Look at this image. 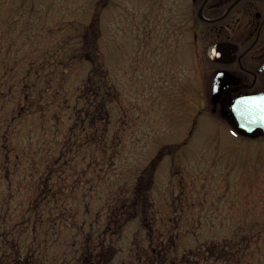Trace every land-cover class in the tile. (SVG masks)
Listing matches in <instances>:
<instances>
[{
    "label": "rangeland",
    "instance_id": "1",
    "mask_svg": "<svg viewBox=\"0 0 264 264\" xmlns=\"http://www.w3.org/2000/svg\"><path fill=\"white\" fill-rule=\"evenodd\" d=\"M98 2L0 0L1 88L37 94L13 123L0 234L35 227L47 234L50 259L104 242L112 264H150L159 250L188 263L201 248L224 259L200 264H264V140L242 139L213 116L212 65L179 49L176 9L110 0L100 10ZM95 68L109 96L105 122L92 130L76 122ZM39 177L49 189L37 200L42 211L28 209ZM142 196L147 206L134 217Z\"/></svg>",
    "mask_w": 264,
    "mask_h": 264
},
{
    "label": "flooded vegetation",
    "instance_id": "2",
    "mask_svg": "<svg viewBox=\"0 0 264 264\" xmlns=\"http://www.w3.org/2000/svg\"><path fill=\"white\" fill-rule=\"evenodd\" d=\"M109 1L99 0L100 10ZM158 5L176 9L174 37L181 52L193 53L197 60L204 53L212 65L206 82V103L213 116L221 115L242 139L264 140V135L254 139L241 136L226 116L238 101L252 105L264 99V0H158ZM189 23L188 39L182 40L186 32H181L180 26ZM212 48H217V61L209 56ZM217 75L222 91L215 95Z\"/></svg>",
    "mask_w": 264,
    "mask_h": 264
},
{
    "label": "trees",
    "instance_id": "3",
    "mask_svg": "<svg viewBox=\"0 0 264 264\" xmlns=\"http://www.w3.org/2000/svg\"><path fill=\"white\" fill-rule=\"evenodd\" d=\"M97 33L98 30L94 32V36L98 39L99 36H97ZM90 59L91 60L88 61H97V56ZM104 78L105 77L102 72V68H95L92 76H90L86 81V87L83 89V94L86 95V100L89 108L87 112H78L77 114L76 123L84 124L86 119L87 123L90 124L92 130L96 126L97 122H105V120L102 119V121L99 118L101 115H103L102 107L104 105V102H107L105 101V99L109 96L108 88H106V85L102 83ZM102 90H106V94H102ZM36 95V93H28L25 87H22L19 94H17L11 88L2 89L0 85V173L4 172V178L6 180H9V178L12 177L13 172L11 171H13L16 163V157H14L15 159L11 161V156L8 154V148H10L9 144H13L11 135H14L15 132V125H13L14 120L22 110H25L26 114H30V103L32 106L35 105H33V102L31 101ZM15 101L17 102L15 103ZM8 105L10 107H7ZM40 106L41 104H36V107L39 110ZM94 108L95 111H92V113H90V109ZM80 129L81 131L84 130L83 126ZM10 166H12V170L10 169ZM41 180L42 178L39 177L38 183L40 186L37 188V192L32 196L30 203H28V209L33 210V207H36L38 211H42V206H39L37 200L41 195H43V197L41 198L42 200H47V198L49 199V189L47 187V184L41 182ZM140 195L141 194L139 193L136 196ZM137 198L138 199H136V201L132 202L131 204V209L134 211V217H137L136 215L140 213V209L147 206V200L143 198V196L142 199H140L139 197ZM65 212L60 210L58 212V215L56 216L61 217ZM21 219V221L26 220L24 216ZM26 226L28 227V225ZM3 232L4 233L0 234V264H112V259L114 258V255L112 254V248L109 250L103 249L104 242H100L99 249H95L86 245H82L81 248L77 249L76 245H72L70 247L71 249L64 252L63 257L50 259L48 253L49 245L47 234L40 233L35 227L31 230H29L28 227L27 230H10ZM215 250L219 249H198L197 254L194 253L192 255V258L194 260L189 261L188 263L186 261H183L180 264H200L199 262L201 258H203L205 262H208L211 259L216 261L224 259L222 257V254H216ZM67 255H69V257H67ZM151 257L152 261L150 264H173L172 261L170 262L167 259L164 250L157 251L156 254H154V256L151 255Z\"/></svg>",
    "mask_w": 264,
    "mask_h": 264
},
{
    "label": "water",
    "instance_id": "4",
    "mask_svg": "<svg viewBox=\"0 0 264 264\" xmlns=\"http://www.w3.org/2000/svg\"><path fill=\"white\" fill-rule=\"evenodd\" d=\"M216 49L212 48L209 51V56L214 61H217ZM219 79L220 75H217L214 83L215 95L222 91L218 86ZM226 116L229 117L234 130L241 136L254 139L264 135V99L257 100L253 107L238 101L227 111Z\"/></svg>",
    "mask_w": 264,
    "mask_h": 264
}]
</instances>
